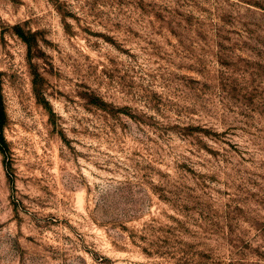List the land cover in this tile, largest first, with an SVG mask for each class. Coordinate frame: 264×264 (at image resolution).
Returning <instances> with one entry per match:
<instances>
[{"label":"rangeland","instance_id":"obj_1","mask_svg":"<svg viewBox=\"0 0 264 264\" xmlns=\"http://www.w3.org/2000/svg\"><path fill=\"white\" fill-rule=\"evenodd\" d=\"M0 264H264V0H0Z\"/></svg>","mask_w":264,"mask_h":264}]
</instances>
